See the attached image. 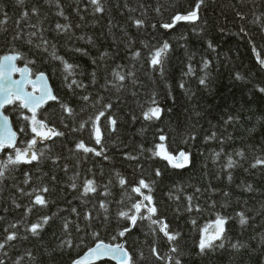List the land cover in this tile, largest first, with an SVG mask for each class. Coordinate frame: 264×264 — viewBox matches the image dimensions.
I'll return each instance as SVG.
<instances>
[{"label":"trees","instance_id":"16d2710c","mask_svg":"<svg viewBox=\"0 0 264 264\" xmlns=\"http://www.w3.org/2000/svg\"><path fill=\"white\" fill-rule=\"evenodd\" d=\"M60 2L68 20L55 15V8L49 9L43 5V0H27V7L30 9L33 4L42 6L44 15L41 19L44 21V28L47 29L44 35L57 45L59 55L64 56L69 62L80 65L78 72L82 71L84 74L77 75L76 79L90 85L87 94L95 95L104 83L103 70L98 74V83L95 86H91L90 73L94 68L92 60L105 50L118 52L114 61H108L109 70L115 64H124L128 67L134 64L139 83L143 87H137L135 91L138 94L133 96V89L129 85L128 90L120 96V102L112 110V115L117 120V132H110L107 120L101 119L106 154L110 159L104 160L90 155L77 168L76 159L71 151L74 149L75 141L84 139L89 146H95L98 150L100 146L90 140L88 131L74 132L72 128L95 109L89 107L87 112L80 113V90L77 89L76 95L69 91L60 65L46 59L43 53L37 54L34 48L25 43L28 38L27 23H36L35 17L21 23V28L25 31L24 38L13 40L16 33L15 21L19 18L20 9L16 7L15 0H0V19H3L5 12L9 16L7 25L0 27V56L10 54L11 50L15 49L26 59L35 60L36 63L31 64L26 63V59H21L18 65L31 68L33 76L45 72L59 99L80 113L76 117H68L66 113H62L60 105L55 101L40 110V118L45 119L49 127L65 133L63 137H54L38 145L40 148L47 145L51 148L49 155L60 156V167L54 166L51 160H45L39 165L21 166L14 174V179L6 180L4 185L0 186V217H4L0 220V240L3 238L2 229L8 223L20 220L24 213L23 207L13 206V199L21 205H27L29 202L28 197L20 196L13 187L14 184L25 187L22 184L24 171L31 168L34 184L37 186L44 184L51 189L48 194L49 207L34 210L27 218L34 221L39 215H51L56 212H60L61 216H69L68 211L61 210L73 206L82 214L86 209L93 207L97 198L105 199L99 196L87 204H81L76 199L77 193L68 187L69 177L77 171L80 173L78 183L86 176L91 178V173L87 171L91 168L96 173L95 178L100 185L108 184L109 180H112L111 195L106 198L109 201L119 200L124 195L116 184L117 171L129 182L138 181L141 176L146 180H156L152 195L159 207L158 215L166 219L170 231L180 234L175 243L183 253L182 264H264V247L260 246L261 237L264 236V166L251 168L256 157L264 158V92L259 90L264 88V68L257 63V53L264 58V33L261 32L260 23L252 22L256 16L264 14V0H205L198 12L197 21L180 22L172 29H163L159 25L170 22L174 14H187L195 10L197 0H102L105 8L102 14H94L88 0ZM126 3L135 11L129 12L124 6ZM157 7H160V13L154 10ZM237 11L244 14V20L239 19ZM81 16L84 17L83 20L80 19ZM130 16L145 19V27L138 31L132 26ZM57 22L70 23L74 35L55 32L53 29ZM77 24L81 27H75ZM153 24H156L157 28L153 29L151 26ZM241 28L248 34L245 35ZM121 29L127 31L128 36L134 41L132 47L136 50L142 49L144 44L159 46L164 41L170 43L171 51L167 53L165 60L164 78H161L159 73L152 72L144 59L131 60V53L125 44L120 42L124 35ZM81 35L91 36L94 45L75 39ZM75 48L85 49L89 55L82 56L74 51ZM147 51V48H143L145 56ZM204 61L208 62L207 67L204 66ZM237 75L241 78L237 79ZM201 78H206V86L199 84ZM70 79L72 77H69ZM181 83L185 86L183 89L180 87ZM153 91L165 111L161 120L148 122L142 118L141 105L147 107L145 101ZM103 95L113 100L116 98L115 90L111 93L105 92ZM6 114L12 118L18 132L17 146L25 147V141L31 138V132L29 130L27 136L20 132V128L25 125L22 115L31 114L12 105L6 109ZM133 115L137 117L135 122L132 119ZM229 115L236 119L231 125L226 126L223 121ZM65 124L68 126L65 127ZM160 129H163V134L168 137L164 143L170 152L175 154L180 150H186L192 154L194 159L192 166L173 170L159 158L146 160L141 157L139 162L123 159L122 152H135L140 145L152 148L155 143H159ZM189 131L196 136L195 140L188 139ZM212 131H216L218 136L231 135L232 138L226 139L223 145L218 140L206 142L205 136L210 135ZM239 150L245 152V158L241 159L234 155ZM216 152L221 153L220 157H215ZM9 154H12V150L5 149L0 159H6ZM229 155H233V159L237 161V166L231 170L233 179L230 183L225 167ZM137 163L143 164V171L136 167ZM64 164L69 165L67 174L62 170ZM156 168L163 172L161 178L154 176ZM101 172L103 175H100ZM53 175L56 177L55 182L51 179ZM249 184L253 188L251 192L245 190ZM197 187L201 192H195ZM224 191L230 193L229 197L223 196ZM189 195L194 197L193 204L200 205L202 209L200 212L189 213L184 210L187 204L185 197ZM177 196L180 198L178 201ZM125 203L128 201L125 200ZM116 207L115 203L111 204L110 222H94L95 230L100 233L99 238L108 243L124 244L136 260V264H167L166 259L156 261L151 255L150 245L154 237L147 234L146 221L125 237L117 236L120 228L115 219ZM177 207L180 208L179 212H176ZM237 211H244L247 216L252 217L243 228L235 216ZM217 215L230 217L225 225L228 240L233 243L237 240L245 241L249 246L236 253L226 243L225 249H218L205 257H199L196 255V245L200 238V229L212 224ZM193 219L196 221L195 225L192 224ZM60 223L61 221L57 219L52 227L45 229L39 239L30 238L27 241L14 242V247L8 248L9 255L4 257L3 253H0V258L5 259L7 264H13V261L21 256H23L21 264H71L72 260L82 256L87 248L82 245L79 248L74 246L71 249L66 247L59 249L57 245L63 235ZM20 231L23 232V229ZM80 235L82 234H77L73 230L72 238L76 244L79 243ZM114 236H117L116 240L112 239ZM155 239L158 251L163 256L168 249L166 238L159 233ZM87 243L91 244L94 241L89 237ZM26 251H31L35 259L30 260L25 255ZM141 253L144 259H141ZM98 264L115 263L101 261Z\"/></svg>","mask_w":264,"mask_h":264},{"label":"snow or ice","instance_id":"6c2138e0","mask_svg":"<svg viewBox=\"0 0 264 264\" xmlns=\"http://www.w3.org/2000/svg\"><path fill=\"white\" fill-rule=\"evenodd\" d=\"M88 2L92 6L94 14H102L105 11L102 0H88ZM204 3L205 0H197L195 10L189 11L187 14H174L170 22L162 23L159 27L163 29H172L180 22L197 21L199 19L198 12ZM15 4L16 7L20 9V15L15 21L16 33L13 36V40L24 38L25 31L21 28V23L30 21L32 17H35L36 23H27L28 38L25 43L30 48H34L37 54L43 53L46 59L60 65V70L64 75L65 85L69 91L76 95L77 89L80 90V113L87 112L89 107L95 109L86 119H82L76 127H73L72 131H88L90 140L94 141V144L100 147L98 150L95 146H89L84 139L75 141L74 149L71 151L76 159V167L79 168L80 163L87 160L90 155L109 160L110 157L106 154L105 134L102 130L101 119L104 118L107 120L110 132H117V120L112 115V110L115 105L120 102V96L128 90L129 85L133 89V96L138 94L135 91L137 87H143V85L139 83L135 65L133 64L131 67H128L124 64H115L114 67L109 70L108 61H114L118 52L112 53L107 50L100 52L99 56L92 60L94 68L90 73L91 86H95L98 83V74L101 70L105 73L103 77L104 83L100 86V90H98L95 95L87 94L90 85L85 84L82 80L76 79L77 75L84 74L82 71L78 72L80 65L69 62L64 56L59 55L57 45L52 43V41L44 35L47 29L44 28V21L41 19V16L44 15L42 6L33 4L29 9L27 7V0H15ZM43 5H46L49 9L54 7L56 10L55 15L62 17L64 20L69 19L64 13L63 5L60 0H43ZM124 6L129 12L135 11V9L128 7L127 3ZM154 10L157 13L161 11L160 7ZM77 13L79 14V8H77ZM142 15L144 14L142 13ZM236 15L241 20L245 19L244 14L240 11H237ZM83 18V16L80 17L81 20H83ZM8 20V13H3V19H0V27L6 26ZM129 20L132 26L138 31L143 29L146 25V20L142 18L130 16ZM262 21H264V14L256 16L252 22L254 24L260 23L261 32L264 33V22ZM151 26L153 29L157 28L156 24ZM72 27L70 23L62 24L57 22L53 30L58 34L69 35L71 33V35H74V33L71 32ZM75 27L79 28L81 25L77 24ZM111 27L112 24L110 21V31ZM4 30H6V28ZM121 31L124 35L120 38V42L124 43L126 49L131 53V60L139 61L140 59H144L152 72L159 73L160 77L164 78L165 60L167 58V53L171 51L170 43L164 41L159 46L144 44L143 48L148 49L147 55L145 56L143 48L136 50L132 47L134 41L128 36L127 31L124 29H121ZM241 31L244 32L245 35L248 34L243 28H241ZM69 38H71V36ZM75 39L85 41L89 45H94V40L91 36L81 35L75 37ZM181 39H184V37H181ZM209 47H211V44H209ZM74 51L80 53L82 56L89 55L87 50L82 48H75ZM253 51H255V48H253ZM21 59L26 58L15 49L11 50L10 54L0 56V153L4 152L5 149L12 150V154L7 155L6 159H0V186H3L6 180L14 179V174L20 170L21 166L39 165L45 160H51L54 166L60 167V156L49 155L51 148L47 145L44 148L38 146L40 143L52 140L54 137H63L65 135L63 131H58L54 127H49L46 120L40 118V109L47 105L49 101L57 102L60 105L62 113H66L68 117L80 115L75 108L61 101L59 97L54 94L53 89L48 83L49 77L45 72L35 74V79H33V70L31 68L28 66L17 67V61ZM26 63L35 64L36 61L26 59ZM257 63L264 68V58H261L259 53H257ZM207 65L208 62L204 61V66L207 67ZM188 67L189 72H191V65ZM15 73L20 74V79L12 78ZM69 77H72V79L69 80ZM240 78L241 77L237 75V79ZM199 84L206 86V78H201ZM29 86H31V91L28 90ZM180 87L183 89L185 86L181 83ZM113 90H115V100L103 95V93H111ZM259 90L264 92V88H260ZM145 103L147 104L146 108L144 105H141L143 120L148 122L161 120L165 109L160 105L157 94L154 91L150 94ZM7 105L18 107L31 114L30 116L26 114L22 115L25 125L20 128V132L24 133L26 136L29 130L31 132V138L25 141L26 146L23 148L17 146V132L13 131L9 122V117L2 111ZM197 115H199V113H197ZM132 119L133 122H135L137 117L133 115ZM235 119V117L229 115L224 119L223 123L226 126L231 125ZM67 126L68 125L65 124V127ZM159 131L161 133L158 136L159 143H155L152 148H145L143 145H140L135 152H122L121 155L123 159L139 162L141 157H144L146 160L159 158L166 162L167 167L173 170L185 169L192 166L194 164L192 154L186 150H180L175 154L170 152L164 143L168 137L163 134V129ZM225 132H227V128H225ZM187 136L189 140L196 139V136L191 131L187 133ZM231 138V135L218 136L216 131H212L210 135L205 136V141L218 140V142L223 145L226 139ZM146 153L148 155H145ZM214 155L215 157H220L221 153L216 152ZM234 155L241 159L245 158V152L243 150L236 151ZM236 166L237 161L233 159V155H229L227 165L225 166L226 170H228L227 180L229 183L233 179L231 170ZM258 166H264V158L256 157L251 164V168H257ZM136 167L143 171L144 166L142 163H137ZM62 170L67 174L69 165L64 164ZM87 171L91 173V178L86 176L78 183L77 181L79 180L80 173L77 171L72 177H69L70 184L68 187L73 192L77 193L76 199H78L81 204H87L91 199L99 196H103L105 199L97 198L93 207L91 209H86L82 214L77 207L73 206L70 209L61 210L68 211L69 216H61L60 212H56L51 215H39L34 221L27 218L33 214L34 210L47 209L49 207L50 201L48 199V194L51 189L44 184L39 186L34 184L31 168L24 171L22 184L25 185V187H20L15 184L13 187H15L20 196L28 197L29 202L27 205H21L13 199V206L15 208L23 207L24 213L20 220L8 223L7 226L2 229L3 238L0 240V253H3V256L7 257L9 255L8 248L14 247V242L27 241L30 238H41L45 229L52 227L58 219L61 221L60 229L63 235L59 238L60 242L57 247L61 250L65 247L68 249L74 246L79 248L82 245L87 248L84 254L73 259L71 264H98V262L106 258L116 261V264H136V260L125 248L124 244L105 242L99 238L100 233L95 230L94 222L101 221L103 223H108L111 221V204L115 203L117 205L115 219L120 228L117 233L118 237H125L126 234L146 221L148 228L147 234L154 237L153 243L150 245V252L155 260L161 261L166 259L167 264H182L181 256L183 253L178 244L175 243L180 234L170 231L166 219H162L158 215L159 207L152 195L156 185L155 179L146 180L141 176L138 181L129 182L117 171L115 172L116 184L124 195L119 200L109 201L106 198L111 195L110 186H112V180L110 179L108 184L100 185L95 178L96 173L93 172L91 168L87 169ZM100 175H103V172H101ZM154 176L156 178H161L163 176V172L160 168L155 169ZM51 179L54 182L56 181L54 175ZM176 190L179 191L181 189ZM245 190L248 192L253 191L252 185H247ZM212 191H215V189H212ZM195 192L199 193L201 189L197 187ZM229 195V192H223L224 197H229ZM169 198H172L171 193L169 194ZM179 199V196H177L176 200L178 201ZM185 199L187 201L184 209L185 211L191 213L193 211L200 212L202 210L199 204H193L194 197L192 195L186 196ZM125 200H127L128 203H125ZM5 211H7V209H5ZM179 211L180 208L177 207L176 212ZM235 216L238 218V222L242 228L248 225L250 219H252V217L247 216L244 211H237ZM70 217H75V219H71ZM3 219L4 217H0V220ZM229 219L230 217L217 215L212 224L206 225L200 229V238L196 245L197 256L205 257L218 249L223 250L225 249L226 243L236 253H239L242 249L249 246L245 241L237 240L233 243L228 240L225 235V225L228 223ZM192 224H196L194 219L192 220ZM21 228L23 232L20 231ZM73 230L77 234H82L79 236L78 244H76L72 238ZM159 233L163 234V237L166 238L165 242L168 244V249L163 256L158 251V245L155 239ZM117 236H114L112 239L116 240ZM89 237H91L94 243H87ZM260 246L264 247V236L261 237ZM169 253H171V255H169ZM25 255L30 260L35 259L31 251H26ZM141 259H144L142 253ZM22 260L23 256L18 257L13 261V264H21ZM0 264H7V262L5 259L0 258Z\"/></svg>","mask_w":264,"mask_h":264},{"label":"water","instance_id":"95a60500","mask_svg":"<svg viewBox=\"0 0 264 264\" xmlns=\"http://www.w3.org/2000/svg\"><path fill=\"white\" fill-rule=\"evenodd\" d=\"M17 67H20L19 65H18V61H17ZM47 75V74H46ZM48 76V75H47ZM49 77V76H48ZM13 79H20V74L19 73H15L14 75H13V77H12ZM33 79H35V76H33L32 77ZM48 83H49V85H50V87L53 89V92H54V94L56 95V93H55V90H54V88H53V85H52V82H51V80H50V78L48 79ZM28 90L29 91H31V86H29V88H28ZM52 102H54V101H49V103L47 104V105H49L50 103H52ZM47 105H45V106H47ZM11 105H7V106H5V108L2 110L3 112H4V114L5 115H7L6 114V109L8 108V107H10ZM44 106V107H45ZM43 107V108H44ZM41 110V109H40ZM8 117H9V122H10V124H11V126H12V129H13V131H15V132H17L16 131V129H15V127H14V124H13V121H12V118L9 116V115H7ZM17 135H18V132H17ZM19 136V135H18ZM17 145H18V139H17ZM3 153V152H2ZM2 153H0V155L2 154ZM126 248V247H125ZM127 249V248H126ZM103 261H111V262H113V263H115L116 264V261H114V260H110V259H105V260H103ZM101 262V261H100ZM99 263V262H98Z\"/></svg>","mask_w":264,"mask_h":264}]
</instances>
